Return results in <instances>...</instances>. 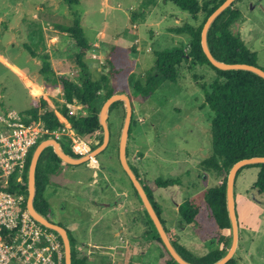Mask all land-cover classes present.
I'll use <instances>...</instances> for the list:
<instances>
[{
  "label": "rangeland",
  "instance_id": "obj_1",
  "mask_svg": "<svg viewBox=\"0 0 264 264\" xmlns=\"http://www.w3.org/2000/svg\"><path fill=\"white\" fill-rule=\"evenodd\" d=\"M145 1L79 0L78 4L69 5L64 0H0V114L15 112L22 115L39 105L44 96L33 98V95L42 93L40 86L45 88L52 108H55L56 100L63 101L61 86L50 92L51 86L39 73L42 60L32 57L25 43L38 42L37 51L50 54L57 73H66L79 81L75 42L56 28L58 24H73L79 16L91 43L85 61L92 78L97 80L105 74L109 78L105 89L113 88L132 98L135 124L127 146L130 164L143 183L146 179L153 182L159 177L176 179V184L156 191L154 199L167 228L170 230L172 225L178 230L187 228L184 243L195 255L202 256L215 245L206 244L196 236L191 225L181 219L178 204L198 197L206 188L222 183L225 178L206 172L200 166L201 161L212 154L211 121L214 117L211 108L205 104L202 85L209 87L217 73L207 64L198 65L188 60L180 66L177 82H164L149 97L136 92V83L145 85L148 76L154 72L157 51L189 44L190 35L179 34L174 29L186 23L199 25L205 13L200 12L194 18L171 1L158 0L156 5H145ZM236 5L243 17L234 25V30L241 34L249 48L258 52V65L264 69V0H239ZM73 110L75 113L81 111V105L77 102ZM125 115V104L120 106L118 113L109 115V123H112L110 146L95 157L98 160L95 169L99 171L97 185L104 190L99 201L124 198L120 192L126 189L130 193L129 200H133L131 205L129 203V234L136 232L138 238H143L145 233L141 232L145 226L148 224L155 231V225L141 198L135 194L132 181L119 159ZM96 135L98 139L103 138V129ZM60 142L66 143V138H61ZM93 172L85 164L61 170L46 189L52 208L49 219L62 223L78 248L87 254L92 251L84 249L83 245L91 240L88 230L92 218L103 214L104 220L98 230L105 228L108 217L118 215L117 211L100 206L101 211L92 217L82 206L85 201L79 192L83 186L87 191L92 187L88 186V181ZM258 172V167L244 168L236 180L240 231L236 258L241 264H264V193L252 188ZM81 180L87 182L79 185ZM101 189L95 191L101 194L97 191ZM228 233L232 237V228ZM113 238L110 233L107 235L108 241ZM90 261L95 264L94 259L90 258Z\"/></svg>",
  "mask_w": 264,
  "mask_h": 264
},
{
  "label": "trees",
  "instance_id": "obj_2",
  "mask_svg": "<svg viewBox=\"0 0 264 264\" xmlns=\"http://www.w3.org/2000/svg\"><path fill=\"white\" fill-rule=\"evenodd\" d=\"M64 1L69 5L79 3V0ZM157 1L146 0L144 4L156 5ZM165 1L175 3L184 11L192 14L194 18H197L200 12H204L205 18L199 25L186 23L174 29L179 34H189L191 37L189 44L157 51L155 53L154 72L148 76L145 85L137 81L136 92L144 97H149L164 82H177L180 76V66L184 61L188 60L198 65L207 64L217 73L209 87L202 85L205 104L211 108L214 117L211 121L212 154L203 159L200 166L206 172H213L217 176H225V178L222 183L206 188L203 194L198 197L185 199L179 206L181 219L186 224L191 225L193 232L202 241L213 243L215 247L206 254L197 256L180 244L177 239L171 237L178 252L188 261L195 264H212L220 260L231 245L232 237L227 233L231 229L226 199L227 175L237 161L254 156H264V78L248 70L218 69L205 54L201 42L204 24L213 11L225 0H203L201 2L199 0ZM238 1L236 0L215 19L208 32V43L212 53L218 60L227 63L239 62L259 66L258 52L249 48L241 34L234 30V25L243 17V12L236 5ZM56 28L59 32L68 34L75 42V58L80 67L79 81L71 79L66 73H57L52 67L50 54L37 51L38 42L32 43L33 46H36L35 49L31 44L25 43L30 55L42 60L43 65L39 73L47 81V84L51 87L61 86L63 101L56 100L55 108H52L49 102L42 98L39 105L27 109L22 114L23 119L29 123L41 118L46 126L51 131H54L63 126L55 112L56 109L69 120L79 135L93 137L99 130L103 129L99 115L104 102L117 92L113 88L105 89L109 79L107 75L103 74L97 80L92 78L88 63L85 61V57L91 49V43L86 36L80 17L76 16L71 25L58 24ZM77 102L81 105V111L79 110L75 113L73 107ZM123 104V101L113 103L110 108V115L118 113L120 106H123ZM133 124H135L134 113L130 134ZM111 125L110 121V129ZM102 141L103 138L99 139V144ZM62 145L68 154L78 157L72 147L71 140L66 138V143L62 142ZM35 148L32 149L27 160L26 185L14 187L15 190L24 191L27 197L29 195L28 170ZM63 163V160L51 146L44 149L38 161L34 204L36 209L47 218H49L51 213V204L46 195V189L53 180V176H57L62 170L61 166ZM252 166L259 168L257 180L253 183L252 188L259 193H264V163L246 165L240 168L237 178L242 169ZM133 169L140 179L137 170L134 167ZM142 184L161 217L162 212L154 199V194L162 187H170L176 184V179L159 177L153 182L146 179ZM134 191L138 196L135 187ZM162 222L165 225L163 219ZM60 224L63 225L62 223ZM70 239L72 244V264H92L90 254L85 253L82 248H78L71 235ZM153 239L161 250L157 264H179L165 247L156 227ZM226 264L240 263L234 256Z\"/></svg>",
  "mask_w": 264,
  "mask_h": 264
},
{
  "label": "built area",
  "instance_id": "obj_3",
  "mask_svg": "<svg viewBox=\"0 0 264 264\" xmlns=\"http://www.w3.org/2000/svg\"><path fill=\"white\" fill-rule=\"evenodd\" d=\"M55 112L63 126L54 131L41 118L28 123L15 112L0 114V264H65L60 233L35 219L26 193L14 189L26 185L28 156L47 136L71 140L78 157L99 143L96 134L80 138L69 120ZM87 163L95 168L98 160Z\"/></svg>",
  "mask_w": 264,
  "mask_h": 264
},
{
  "label": "water",
  "instance_id": "obj_4",
  "mask_svg": "<svg viewBox=\"0 0 264 264\" xmlns=\"http://www.w3.org/2000/svg\"><path fill=\"white\" fill-rule=\"evenodd\" d=\"M236 0H225L213 13L208 17L206 20L203 30H202V47L207 55L210 62L217 67L218 69L222 70H248L252 71L261 77L264 78V69L248 64V63H227L225 61L218 60L214 54L212 53L209 43H208V32L215 21V19L227 8H229ZM117 101H123L126 107V115L124 120V125L121 132L120 143H119V159L121 165L125 172L128 174L129 178L131 179L134 187L136 188L139 197L141 198L144 207L146 208L150 218L152 219L165 247L172 255V257L179 263V264H195L188 261L184 258L174 246L171 237L169 236L167 229L162 222L160 215L158 214L155 206L153 205L144 185L142 184L141 180L139 179L137 173L133 169L132 165L128 160V140L130 137V127L132 124V117L134 113L133 102L132 98L129 94L125 92H118L110 96L103 104L101 108V112L99 115L100 124L103 128V141L100 145L95 147L91 151V153L81 156V157H74L68 154L64 148L62 143L55 138L54 136L48 137L42 140L35 148L31 163L28 170V191L29 195L27 198V205L30 213L32 216L37 219L40 223L58 231L61 235V238L64 243L65 248V264H72V244L69 235L68 229L61 225L60 223H56L43 214H41L35 207L34 201L36 196V172H37V165L40 158L41 153L47 147H53L54 151L57 155L66 163L68 164H82L86 163L91 158L96 157L98 154L103 152L109 145L111 139V129L109 126V115H110V108L113 103ZM264 163V156H254L249 158H244L237 161L228 174L227 184H226V199H227V210L231 221V228H232V238H231V245L227 250L226 254L218 261L212 264H226L231 258L234 257L236 250L238 248L239 243V223H238V215L236 210V198H235V186H236V178L237 173L240 168L251 165V164H258Z\"/></svg>",
  "mask_w": 264,
  "mask_h": 264
},
{
  "label": "crops",
  "instance_id": "obj_5",
  "mask_svg": "<svg viewBox=\"0 0 264 264\" xmlns=\"http://www.w3.org/2000/svg\"><path fill=\"white\" fill-rule=\"evenodd\" d=\"M14 65L20 68L23 73L25 72V70H23L17 64H14ZM40 87L42 88V93L39 95L32 94L34 96L33 98L44 96V98L51 105L49 98L45 94V88L43 86H40ZM54 89H60V88L51 87L50 92H53ZM47 93L49 94V91ZM82 164H85L86 167L94 170L92 177H90V180L88 181V186H92V187H89L90 189L87 191V189L84 188L83 186V188L81 189V192H79L81 194V197L85 201V203L82 205L84 206V209L88 210L89 215L92 214V217H95L94 214L101 211L100 206L106 207V208H109V210H112V211L115 210L118 212V215L115 218L108 217L107 223L104 226L105 228L103 229L96 230L97 227H99L102 221L104 220L103 214H100L98 218L96 217V219L92 218V221L90 222V226L88 230L89 234H91L90 235L91 240L89 243L83 245L84 249H88V251H92L90 252L91 253L90 258L95 260V264H157L160 254H161V250L158 244L153 239L154 231L151 229V227H149L148 224L145 226V229L143 230V232H141V233H145L143 238H138V235L135 234L136 232L131 233L132 235L129 234V230L131 227L129 216H128V213L130 212L129 203L131 205L133 201V200H129L130 193H128L126 189H123L122 192H120V194L124 196V198L122 197L119 200H114L111 202L99 201L100 196H102V192L104 191L100 188V186L97 185V183L99 182V179L97 178L99 171H96V169L92 167L91 165H89L87 162L82 163ZM75 166H79V164L74 165V164H68L64 162L61 166L62 172L65 170H69L70 167H75ZM78 182H79L78 183L79 185H82L87 181L81 180ZM98 188L101 189V190H97L98 192L101 191V194H98L95 191V189H98ZM96 200H98V202H96ZM92 201H93V205L91 206ZM179 206H180V203L178 204V212H179ZM51 212H52V208H51ZM165 226H166V222H165ZM186 229L187 228L178 230L175 225H172L171 229L170 230L168 229L169 230L168 234L170 237H174L175 239L179 241L180 244L188 248V246L184 243L186 240L185 236H187ZM109 233L111 234V236L114 237L113 238L114 240H110V241L107 240V235ZM116 239H119V241L116 242ZM203 242H205L206 244L210 243L208 241H203ZM239 246H240V231H239L238 248L234 255L235 257L239 249ZM91 247L93 249L89 250V248ZM239 263L241 264L240 261Z\"/></svg>",
  "mask_w": 264,
  "mask_h": 264
},
{
  "label": "bare ground",
  "instance_id": "obj_6",
  "mask_svg": "<svg viewBox=\"0 0 264 264\" xmlns=\"http://www.w3.org/2000/svg\"><path fill=\"white\" fill-rule=\"evenodd\" d=\"M41 94V93H40ZM39 95V94H38Z\"/></svg>",
  "mask_w": 264,
  "mask_h": 264
}]
</instances>
